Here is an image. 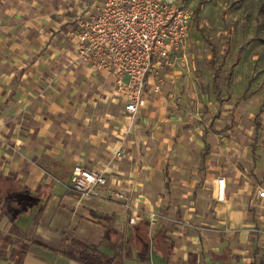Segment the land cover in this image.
Listing matches in <instances>:
<instances>
[{
  "label": "crops",
  "instance_id": "crops-1",
  "mask_svg": "<svg viewBox=\"0 0 264 264\" xmlns=\"http://www.w3.org/2000/svg\"><path fill=\"white\" fill-rule=\"evenodd\" d=\"M67 11L0 0V264H81L60 252L72 241L114 264H264L258 190L238 174L218 186L209 157L202 170L176 167L160 92L130 119L113 103L114 76L76 59ZM75 164L107 184L82 195L59 183Z\"/></svg>",
  "mask_w": 264,
  "mask_h": 264
},
{
  "label": "rangeland",
  "instance_id": "rangeland-1",
  "mask_svg": "<svg viewBox=\"0 0 264 264\" xmlns=\"http://www.w3.org/2000/svg\"><path fill=\"white\" fill-rule=\"evenodd\" d=\"M52 1L68 7L71 27H76L83 6L94 3ZM183 2L191 11L188 36L181 48L153 67L165 108L164 130L172 141L168 155L187 171L204 169L199 160L209 157L215 177L227 176L232 182L238 174L256 190L264 188V0ZM109 87L113 92V85ZM112 92L113 103L121 108L120 97ZM143 147L144 155L164 152L147 147L145 153Z\"/></svg>",
  "mask_w": 264,
  "mask_h": 264
},
{
  "label": "built area",
  "instance_id": "built-area-1",
  "mask_svg": "<svg viewBox=\"0 0 264 264\" xmlns=\"http://www.w3.org/2000/svg\"><path fill=\"white\" fill-rule=\"evenodd\" d=\"M190 20L191 11L183 0H102L98 4L94 0L76 18L75 56L94 70L114 76V92L126 115L134 119L145 95L160 91L153 67L183 46ZM123 150L119 147L112 157L119 158ZM58 182L86 195L106 185L107 179L102 171L75 164L67 183ZM216 182L221 186L224 178ZM258 195L264 197V188ZM155 217L150 211V220Z\"/></svg>",
  "mask_w": 264,
  "mask_h": 264
},
{
  "label": "trees",
  "instance_id": "trees-1",
  "mask_svg": "<svg viewBox=\"0 0 264 264\" xmlns=\"http://www.w3.org/2000/svg\"><path fill=\"white\" fill-rule=\"evenodd\" d=\"M60 252L81 264H114L113 257L104 254L93 244L72 241L70 246L62 245Z\"/></svg>",
  "mask_w": 264,
  "mask_h": 264
}]
</instances>
